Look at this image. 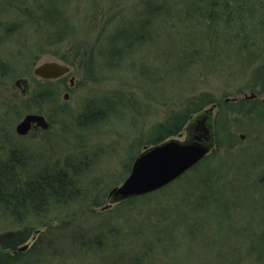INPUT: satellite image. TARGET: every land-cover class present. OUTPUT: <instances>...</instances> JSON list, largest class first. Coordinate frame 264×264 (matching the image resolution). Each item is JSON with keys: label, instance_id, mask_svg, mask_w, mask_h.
Returning a JSON list of instances; mask_svg holds the SVG:
<instances>
[{"label": "rangeland", "instance_id": "374dc122", "mask_svg": "<svg viewBox=\"0 0 264 264\" xmlns=\"http://www.w3.org/2000/svg\"><path fill=\"white\" fill-rule=\"evenodd\" d=\"M58 1L60 8L55 4ZM147 5L159 7L149 22L147 38L124 48L118 60H110L101 50L116 26L151 16ZM44 8L57 10L59 27L65 32L53 31ZM208 13L214 15L212 20ZM207 25L209 31L215 28L213 33L206 31ZM45 61L66 63L71 72L52 79L34 75V67ZM261 62L264 0H0V164L7 161L3 138L11 137L13 144L20 139L26 156L42 158L41 164L57 160L58 166L66 168L65 159L80 161L79 188L86 192L90 184V198L101 194L103 200L101 205L92 206L90 199L88 203L80 199L83 205L80 201L57 205L36 219H25L34 227L27 248L41 233L48 232L40 224L43 220L71 214L73 228L86 233L88 248L78 251L66 238L64 249L58 252L65 261L61 264H264V221L258 223L264 214V196L260 199L264 191L256 189L248 195L241 189L242 175L236 171V165L243 162L242 169L251 178L264 174V85L256 82L254 74ZM18 78L28 80L32 88L29 95H22L15 85ZM41 90H48L47 96L34 101ZM203 94L216 101L242 99L247 107L252 103L259 106L249 124L248 118L234 117L230 127L235 130V143L216 152L220 158L211 165L216 171L225 168L226 183L235 189L225 194L226 200L235 203L231 223L222 198L202 199L201 192L194 194L191 185L198 175L192 176L194 171L190 170L132 204L103 207L108 202L107 192L127 177L130 162L157 124ZM91 99L112 102V112L104 122L76 126L73 116ZM218 109L216 104L214 118ZM27 113H40L52 125L42 131L31 128L27 136L17 139L15 126ZM172 137L184 140L185 124ZM216 149L215 143L212 151ZM19 156L26 159L25 154ZM31 159L27 165H34ZM22 168L18 169L20 175ZM252 197L255 206H251ZM102 220H110L118 235H110V229L98 241L96 232L87 233ZM229 226L230 231L224 229ZM20 227L0 209V234ZM250 229L253 233L247 239ZM157 237L164 241H157ZM222 239L225 245L219 244Z\"/></svg>", "mask_w": 264, "mask_h": 264}, {"label": "trees", "instance_id": "16d2710c", "mask_svg": "<svg viewBox=\"0 0 264 264\" xmlns=\"http://www.w3.org/2000/svg\"><path fill=\"white\" fill-rule=\"evenodd\" d=\"M58 2L59 3L55 4H58V7L60 8V1ZM191 5L194 10H199L196 3H192ZM146 8L147 10H152L150 11L151 16L143 17V21H136V17L131 20L123 21L121 25H124L122 26H119V24L116 26L115 32L111 35L110 40L101 50V52H103L107 57L110 56V60H118L120 53L124 51V48L127 50V48L133 43L137 41H143L144 38H147L146 31L149 22L151 20V17L158 12L159 7H150L147 5ZM46 9L44 8V12H47V21L51 25L53 31L65 32V29L62 30L59 27L60 25L58 23L60 18L59 16H57V10L54 9L48 11ZM142 10H145V8ZM210 11L214 14L213 8H211ZM228 12L229 11H227V13L225 14H228ZM213 14L208 15L209 20L213 19ZM12 25L15 24L12 23ZM138 25H143L144 27H139V29H137L136 27ZM209 25L206 26L208 29H206V31H209ZM237 28L239 29L240 25ZM241 28H243V24H241ZM214 29H210L211 31L209 32L213 33ZM242 36L243 40L246 41L247 36L244 32ZM60 37H62V33ZM254 74L256 82L259 83V85H264V62L259 63V65L255 67ZM47 92L48 90H41L37 92L34 96V101L38 102L39 100L43 99L45 96H47ZM253 102L256 103V101ZM103 103L106 105H110H107L105 107L103 106ZM246 103L247 101L242 99L238 100L237 102L216 101L209 95L203 94L199 98L191 100L186 108L178 114H170L169 117L165 119V121L157 124L156 128L154 129V134L146 142L143 143L144 146L154 145L155 143L161 142L167 137L177 135L179 132H181L184 124H186L191 115L202 110L209 104H217L219 109L214 118V133L216 137L215 143L218 150H213L190 170L192 172H195H193L192 176H194L195 174L198 175L197 182L191 186L194 194H199L201 192L200 197L202 199H207L210 197L222 198V205L230 215V223L232 220L231 216L233 215L235 203L231 202L230 200H226L227 196H225V194L226 191L231 193L234 187L231 184L228 186V183H226L228 177H224V171H226L225 168L221 167L220 171H216L211 167V165L220 158L219 155H216L220 153V150L225 147V144L229 148H232V145H234L235 143L234 139L237 137L235 135V130H232L230 127L231 123L235 122L236 119L242 120L248 118L249 124L251 123L252 116L257 114V109L259 108L258 104L252 105V103L251 105H249V107H247ZM113 106L114 104L112 102L104 101L101 103L96 102L94 99L88 100L83 110L77 115L73 116L72 123H74L76 126H86L93 125L98 122H104L107 118V115H109L108 113L112 112ZM226 108L230 109V111L228 112ZM234 113L235 115H233ZM231 117L233 119H230ZM3 141L4 143H7L8 151L7 161L5 163L1 162L0 164V209L9 214L11 219L21 227L13 231H7L0 234V264H37L41 261H46L44 262L46 264H61L65 261L62 260L58 252H60L61 249H64L66 238L69 240V244L72 245L73 248H78V251L86 250L88 248V243H86L87 241L85 240L86 233L84 232V230H82V228H73L74 226H72V221L74 219L70 217L71 214L68 213L69 215H65V218L61 217L59 219L58 217H55V219L51 218L48 221L43 220V222H41L40 224L44 227L46 226L48 232L45 231L41 233V235L38 236L31 247L23 251H17L18 247L24 244L32 236V233L34 231V227L26 224L25 219L27 220L32 216L36 219L38 218V216H40V214H43L37 211V209L41 206H45L47 208H45L44 211L46 213L49 212L50 208H55V206L57 205L63 207L67 206V204H74V202H72L73 199H77V203H79L80 201L81 205H83L86 201L88 203V200L90 199L91 201L89 202L92 206L101 205L103 200H100V198H102L100 197L101 194L90 198L91 196L88 195V191L91 190L90 184L88 185V187H86V192L79 188L80 185H78V175L80 173L81 167L79 166L78 162L80 163V161L75 163L74 161H77L75 159H73L74 161L65 159L64 163L66 165V168L65 170H63L61 169V167H57V160L55 161V163H51L49 161L47 163L42 162L43 164H41L40 162L42 158L31 159V154L27 155V157V153L23 152L24 150L26 152L25 146L22 144H13L11 138L7 137V135L5 138H3ZM23 154H25L26 159L22 158V160L21 158H19V155H21L22 157ZM15 156H18V158L16 157V161L14 162L12 160ZM213 158H215V160H212ZM20 159L22 160V163L27 159V162H29L31 159V162L34 163V168L30 170V172H27V167L25 163H23V168H25L23 171V168L20 166V164L22 165ZM35 163L40 164L39 166H35L37 165ZM76 164L78 165L75 166ZM131 164L132 162H130L128 171H130ZM226 165L228 166V164ZM243 165V162H240L236 165V167L238 168L236 171H238V174L242 175L243 185L241 189H243L244 192H248V195L249 192H253L256 189H260L263 192L264 174L260 176L257 175L256 178H251V176H249V172L245 169H242ZM83 166L85 165L83 164ZM19 168H22L21 171H23L21 175L19 174ZM251 171L253 172V168L251 169ZM103 189L104 188H101L100 192H103ZM95 190H97V188ZM155 192H151L148 194H152ZM261 194L262 195L260 196V199L264 196L263 193ZM254 198L255 197L251 198L253 202L251 206H255V201L253 200ZM80 199L84 203H82ZM134 200H136V198L127 199L125 201L117 203L116 206L120 207L121 205H124L126 203L132 204ZM256 210L257 209L255 208L254 211ZM91 212L96 213L95 210H91ZM52 220H56L58 223L53 224ZM262 221H264V214L258 219V223L260 224ZM110 224V220L95 222L93 226L94 228L91 227L90 229H88L87 233L96 232L95 236L98 241L100 240L101 236L104 235L105 232H109L110 229H113L110 231H113V234L110 235H118V233H115L117 232V228L115 226H111ZM250 224V226L253 225L252 223ZM109 225L111 226V228L108 227ZM230 228L231 226L224 229H228V231H230ZM55 230L61 232L62 234L54 233ZM252 233L253 231L251 230L250 234H246L245 238L248 239L249 235H252ZM223 238L227 239L226 236ZM157 241L162 242L164 241V238H162L161 240V237H157ZM225 243V240L222 239L219 244L225 245ZM68 248L71 247L68 246ZM217 251L218 250L216 249V252Z\"/></svg>", "mask_w": 264, "mask_h": 264}, {"label": "water", "instance_id": "95a60500", "mask_svg": "<svg viewBox=\"0 0 264 264\" xmlns=\"http://www.w3.org/2000/svg\"><path fill=\"white\" fill-rule=\"evenodd\" d=\"M70 69L55 61H45L33 69V74L43 79L58 78ZM15 85L28 91V80L18 78ZM213 107L197 113L186 125L184 140L175 138L145 147L134 159L127 177L109 192V202L116 203L129 197L159 189L196 164L214 147ZM31 124L47 129L50 123L42 114H27L16 126L19 133H26Z\"/></svg>", "mask_w": 264, "mask_h": 264}, {"label": "bare ground", "instance_id": "6f19581e", "mask_svg": "<svg viewBox=\"0 0 264 264\" xmlns=\"http://www.w3.org/2000/svg\"><path fill=\"white\" fill-rule=\"evenodd\" d=\"M138 21H141V20H138ZM55 62H57V61H55ZM57 63H59V64H64L65 66H67L70 70L69 71H67V72H65V73H63V74H61V76H59L58 78H60V77H64V76H66L67 74H69L70 72H71V68L68 66V64H66V63H61V62H57ZM70 82L72 83V77L70 78ZM67 93L64 95V97L65 98H67ZM212 105H214V106H216V104H212ZM200 111H202V110H200ZM200 111H198V112H196V114L197 113H199ZM27 114H34V113H27ZM27 114H25L23 117H22V119L16 124V126L23 120V118L27 115ZM38 114H40V113H38ZM195 114V115H196ZM44 116V115H43ZM192 117H194V116H192L191 115V117L189 118V120L186 122V124H185V128H186V125L189 123V121L192 119ZM46 119V118H45ZM49 123H51L48 119H46ZM213 122H214V117H213ZM51 125L52 124H50V127H51ZM16 126H15V132H16V138L18 139V137L17 136H19V137H25V136H27L28 135V132L30 131V129H31V126H32V124L30 125V128L28 129V131L26 132V133H19L17 130H16ZM39 127V126H38ZM49 127V128H50ZM49 128H47V129H42L41 127H40V129L41 130H48ZM213 132H214V124H213ZM214 136H215V133H214ZM11 138V137H10ZM170 138H174V137H172V136H170V137H167V139H170ZM22 139V138H21ZM215 139H216V137H215ZM11 140H12V138H11ZM166 139H164V140H162L161 142H163V141H165ZM13 142V141H12ZM161 142H158V143H155L154 145H156V144H159V143H161ZM214 143H215V141H214ZM17 144H22V143H20V139H18L17 141H16V143H15V145H17ZM23 145V144H22ZM215 145V144H214ZM148 146H151V145H148ZM145 147H147V146H144L143 147V149L145 148ZM142 149V150H143ZM142 150H140L138 153H137V155L142 151ZM212 152V150L209 152V153H207L206 155H208V154H210ZM32 155V154H31ZM205 155V156H206ZM204 156V157H205ZM136 157V156H135ZM135 157H134V159H135ZM134 159H133V161H134ZM14 162L16 161V156L14 157ZM202 159H200L196 164H194L193 166H191V167H189L187 170H185L182 174H180L177 178H174V179H172L171 181H169L168 183H166L165 185H163L162 187H165V186H168V185H170V184H172L173 182H174V180H177L179 177H181L184 173H186V172H188L189 170H191L195 165H197L200 161H201ZM133 161H132V163H133ZM17 163V162H16ZM24 163H25V165H26V169H27V172H30V170H32L33 168H34V165H31V164H28L27 165V160H25L24 161ZM30 165V166H29ZM132 165V164H131ZM29 166V167H28ZM57 167H61V166H57ZM61 169H63V170H65V168H62L61 167ZM80 169H82V168H80ZM130 169H131V167H130ZM80 173H81V170H80ZM79 173V174H80ZM115 187V186H114ZM162 187H160L159 189H161ZM113 188V187H112ZM111 188V189H112ZM111 189H109V191L107 192V195H106V198H107V200L106 201H108L103 207H108V204L110 203L109 202V192H110V190ZM159 189H156V190H159ZM156 190H154V191H156ZM154 191H151V192H154ZM151 192H148V193H151ZM148 193H145V194H148ZM145 194H142V195H145ZM142 195H137V196H133V197H129V198H127V199H131V198H137V197H141ZM108 196V197H107ZM127 199H124V200H121V201H125V200H127ZM77 199H73V201L72 202H74V201H76ZM121 201H119V202H121ZM119 202H116V203H119ZM115 203V204H116ZM112 204H114V203H112ZM45 206H41L40 208H38L37 209V211L39 212V213H45L44 211H45ZM28 241V240H27ZM27 241L24 243V244H22L21 246H19L18 247V249H17V251L19 252V251H23V250H25L26 248H27ZM15 253V252H14Z\"/></svg>", "mask_w": 264, "mask_h": 264}, {"label": "flooded vegetation", "instance_id": "af4514ba", "mask_svg": "<svg viewBox=\"0 0 264 264\" xmlns=\"http://www.w3.org/2000/svg\"><path fill=\"white\" fill-rule=\"evenodd\" d=\"M17 87H20V89H21V94L22 95H25V96H27V95H29L30 93H31V87H30V84H29V82H28V91H26L24 94L22 93V86L21 85H18ZM50 124H52V123H50ZM31 128L32 129H34V130H38V129H40V127H38V126H36L35 124H32V126H31ZM42 131V130H41ZM33 134H36V133H33Z\"/></svg>", "mask_w": 264, "mask_h": 264}]
</instances>
